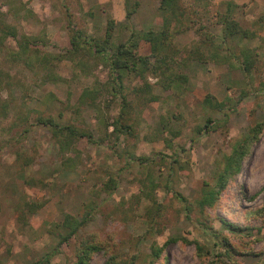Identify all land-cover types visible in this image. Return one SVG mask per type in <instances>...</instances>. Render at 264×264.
Returning <instances> with one entry per match:
<instances>
[{
    "label": "rangeland",
    "instance_id": "obj_1",
    "mask_svg": "<svg viewBox=\"0 0 264 264\" xmlns=\"http://www.w3.org/2000/svg\"><path fill=\"white\" fill-rule=\"evenodd\" d=\"M159 1L0 0L17 38L61 56L25 64L10 56L15 39L0 45V264L51 253L50 264H73L89 239L103 247L85 264H152L151 246L167 241L170 264H264V0H181L185 19L171 24L181 31L165 64L149 59L146 84L134 73L116 79L86 45L70 52L73 34L102 40L109 21L107 56L132 33L160 30ZM226 13L249 37L223 38ZM116 121L129 129L114 132ZM65 214L86 218L66 240Z\"/></svg>",
    "mask_w": 264,
    "mask_h": 264
},
{
    "label": "trees",
    "instance_id": "obj_2",
    "mask_svg": "<svg viewBox=\"0 0 264 264\" xmlns=\"http://www.w3.org/2000/svg\"><path fill=\"white\" fill-rule=\"evenodd\" d=\"M230 6V5H229ZM159 10L163 13V19L161 28L158 31L154 30H147L146 32H140V33H132L131 38L128 40V44L121 43L117 46H115V49L111 52V54H108L109 51L107 49V46L109 44L110 37L112 36V27L113 22L109 21L106 26V33L105 37L102 40H91L86 41L83 39L82 34L80 32H76V34L72 35L71 38V50L70 52L73 54H80V51L83 47L85 48L94 56L97 55L98 57H101L103 59L109 60L111 69V72L115 73V78L119 79L121 78V72L123 73H134L137 77H139L144 84H146V79L144 76V73L146 72L147 66L146 64L149 62L150 58H154L155 63H161L165 64L166 62V50L167 45L173 40V36L175 33H178L181 31L180 26L177 28H172L171 24L175 23V25H181L182 19H185V13L184 10L181 7V0H160L159 1ZM230 8H228L229 10ZM0 45L2 44L3 40H5L7 37H11L16 40L17 49L10 52V56L16 60H23L25 64H30L29 61L31 58L35 57V61H38L40 64H43L45 67L47 64L51 62V59L61 60V56H52L49 55V58H46V56L41 55L39 52H36L37 50L33 49V46H36V41L32 38L22 35L20 38H17V33L13 26L9 24H4V21L0 20ZM261 22L264 23V16L261 17ZM221 24L223 25V38H232L233 36H240V37H249V32L247 30L242 29L239 24L232 19V17L229 15V13H226L221 18ZM252 36V35H250ZM148 45L149 52L148 55L140 54V44ZM167 47V48H166ZM217 51L214 52V56ZM64 56H62L63 58ZM222 58V57H221ZM250 55H247V58L244 60V69L248 70L250 67ZM160 65V64H159ZM178 76L175 75L172 78V81H175ZM121 80V79H119ZM169 86V84H166ZM120 86V85H119ZM89 90H84L82 92V95L80 97V103L84 104L87 103L86 98L90 95ZM6 110V103L3 102L0 104V113H5ZM118 122L116 121L114 123V132H121L122 130L129 129L128 126H122L118 125ZM49 125L54 126L60 132H63L59 126H57L52 120H49ZM118 125V126H117ZM207 128V124L205 125ZM65 130L68 131L69 134L75 136L74 131L71 127L66 126ZM244 152H238L237 158L233 161L235 164L237 162V168H238V161L242 157ZM231 166L228 164L226 166V170H230ZM237 170V169H236ZM227 171V172H228ZM228 175V174H227ZM226 174H221L220 179L221 181L225 180ZM109 184H107L106 189H111V185L113 183L112 179L109 180ZM224 186L223 183H221L222 188ZM264 188V186H263ZM219 189H212L207 190L206 193L203 195L201 201L199 202L200 206L203 208L207 205L212 206L214 204V201L216 199V195L218 193ZM39 206V205H38ZM38 206H34L33 204H26V209L29 212L35 211ZM86 223V218H83L81 220H78L77 218L65 214L62 226L69 229L67 232L66 237L63 239H69L72 236H74L79 228ZM230 230L233 231H241L242 228L235 226L230 223L224 222ZM168 243V241L161 247L159 246H151V263L152 264H170L168 261V258L165 256H162V251L164 250L165 245ZM198 254L202 251V246L195 241L194 242ZM227 245V244H226ZM228 246V245H227ZM102 244L100 242H97L96 240H82L80 242V245L78 247V251L76 253L77 260L73 264H85L87 263L88 259L90 258L92 253L99 252L102 250ZM228 253V248L227 251ZM52 254H46L42 259L34 261L32 264H50V258ZM162 256V257H161ZM160 259L159 262H157ZM105 264H115L113 261V258L110 257L106 260Z\"/></svg>",
    "mask_w": 264,
    "mask_h": 264
}]
</instances>
